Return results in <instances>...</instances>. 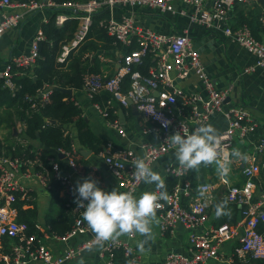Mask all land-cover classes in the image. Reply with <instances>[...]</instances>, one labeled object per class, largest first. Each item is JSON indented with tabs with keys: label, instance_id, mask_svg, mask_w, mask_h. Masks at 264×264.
I'll return each mask as SVG.
<instances>
[{
	"label": "built area",
	"instance_id": "obj_1",
	"mask_svg": "<svg viewBox=\"0 0 264 264\" xmlns=\"http://www.w3.org/2000/svg\"><path fill=\"white\" fill-rule=\"evenodd\" d=\"M179 3L187 9L176 8ZM260 4V22L264 28V0H86L85 3L65 2L60 6L53 1L14 2L0 0V35L7 29L17 27L26 12L44 10L51 7L71 9L78 14V27L73 39L63 46L58 58L63 63L70 50L76 48L86 37L91 26V17L104 8L115 7L146 8L161 13L178 14L188 17L190 22L215 28L225 37L232 39L240 48L251 54L255 61L244 69L250 73L264 67V30L255 36L246 25L234 27L230 23L229 13L236 4ZM66 16L57 15L55 24L60 26ZM105 25L107 35L120 43L126 51L120 64L112 76H85L83 90L92 99L101 92L110 94L108 106L116 103L120 107H134L143 117L152 123V127L144 129L145 134H154L157 143L141 142L137 152L133 147L113 150L111 144L106 152H101L103 162L111 172L119 191L132 192L134 195L142 182L133 173L134 162L144 158L151 167L153 163L175 149L167 142V138L175 132H182V127L189 133L206 125L215 114L222 115L228 123L227 129L220 135L218 152L220 162L230 160V152L237 142L249 147L244 154L246 160H237L240 173V184H231L223 178L225 194L221 200L236 205L238 218L232 224L209 227L208 209L214 203V187L200 184L197 193L190 196L186 206L181 203L182 186L176 184L168 193L169 199L160 201L163 207L157 215V226L162 235L172 233L178 226L187 231L186 253L169 252L156 264H255L264 261V191L261 189L260 173L264 169V138L254 140L259 122L241 106L225 107L230 96L231 87L216 89L205 71L200 55L193 49L192 40L184 33L161 34L151 29L137 26L129 15H122L119 20L100 21ZM44 39L39 28L31 41L28 54L13 58L0 70L2 88L13 93L16 85L12 80V69H30L38 58V44ZM135 39V42L133 41ZM136 48L129 50L132 43ZM149 55L153 64L146 75L138 67ZM194 75L199 81L204 95L198 92H185L175 85L176 80H186ZM128 79L127 88L123 85ZM50 91L44 89L39 93L40 103L48 101ZM131 103V106L129 105ZM36 104L31 109H36ZM98 114L107 121L110 129L123 136L124 130L115 119H107L106 108L95 104ZM167 125V126H165ZM16 133L23 137V126L19 122ZM32 151L29 152L31 154ZM67 159L69 167L76 171L73 155L62 150L55 151ZM48 165L56 181L69 192L75 187L69 182V176L61 175L55 157L48 160ZM38 167L39 170H36ZM168 173L181 179L185 173L179 167L171 168ZM35 178L38 183L49 189L48 171L41 164L29 157H11L0 152V243L9 241L8 251L0 253L2 264H68L75 260L82 249L88 247L84 241L77 246H68L61 253H52L44 241L35 233L28 232L26 223L17 221V195L25 198L30 190L22 183V179ZM260 181V182H259ZM189 187L186 184L187 188ZM203 189L201 197L199 190ZM156 190V189H155ZM188 196V194H187ZM85 203V202H84ZM86 204V203H85ZM84 209L73 208L77 216L74 227L65 236L51 235L55 240L68 241L77 236L90 233L87 223L82 222ZM35 229L42 231L40 225ZM136 233L123 235L118 239L106 242L102 247L99 264H144L135 251L133 240ZM229 245V246H228ZM120 254L124 262H118Z\"/></svg>",
	"mask_w": 264,
	"mask_h": 264
},
{
	"label": "crops",
	"instance_id": "obj_2",
	"mask_svg": "<svg viewBox=\"0 0 264 264\" xmlns=\"http://www.w3.org/2000/svg\"><path fill=\"white\" fill-rule=\"evenodd\" d=\"M13 1L23 2L21 0ZM39 1L46 2L47 0ZM253 5L260 6L259 3L248 4L246 6H249L248 8H253ZM175 6L176 8L187 9V12L191 11V8H187L179 3H176ZM236 6L237 4L229 13L231 24L234 23L235 15L242 7L240 5V7L235 9ZM55 9H60V11ZM55 11L57 15L61 14L66 17L76 15V13L71 9H62L60 7H51L44 10L26 12L17 27L9 28L2 35H0V70H2L4 66L13 58L22 54H28L31 41L37 30L47 22L48 18ZM99 14L102 18L101 21H108L110 19L119 20L122 15L126 14L131 16L135 24L141 28L151 29L161 34H186L192 40L193 49L200 55L205 71L209 74L214 87L216 89H222L226 86L231 87L230 96L225 107H243L249 111L254 119L259 122L264 133V67L257 68L250 73H244V69L254 63V57L240 48L232 39L225 37L221 31L215 28L210 29L203 25L192 23L189 18L185 16L171 13H161L159 11L146 8H104L99 12ZM133 41L135 42V39H133ZM112 45L113 48L111 50H102L93 55L99 63L101 75L112 76L119 67L121 56L126 51V48H124L120 43L117 45L114 43ZM175 85L182 88L185 92H198L204 95L202 86L194 75H190L186 80H176ZM71 95L74 97L76 104L81 108L83 117L87 121L90 129L104 144L101 146L100 152L98 154H94L91 150L79 145L74 127H68L73 140V158L76 164V171L69 167L67 159H65L62 155L60 157V154H55L53 151V158L55 157L58 161L60 174L69 176V182L74 187H76L77 181L82 183L85 178H89L99 181L98 186L104 191L110 192L114 189L118 190L115 180L111 172L105 166L100 153L107 151L106 147L108 144H111L113 150L133 147L137 152H139L138 144L141 142L156 144L157 139L154 134H145L143 132L144 129L151 128L152 123L138 112L137 114H134L131 107H120L114 103L113 106L115 105V107L118 108L116 112V120L124 130V135L120 136L116 131L110 129L107 125V121H105V119L98 114L94 107L95 104L92 103V99L83 89L78 91L72 90ZM121 108L124 109H122L124 114L123 124L119 122L118 118V113ZM206 125L213 126L221 135L227 129L228 123L222 115L215 114ZM28 143L32 146V149L41 147L39 142L35 140H30ZM233 150H239L243 155L246 153V151L244 152L243 146L237 142L234 143L231 152ZM231 152L229 162L225 163L229 168L228 174L226 176H221L216 170V172L212 175H205V179H207V181L212 180V177L215 176L216 179L213 184L207 182L201 183L210 184L214 187V203L219 198L221 199L226 192L225 186L222 182L223 178L229 185H238L242 182L240 179L239 168L237 166L238 159L231 156ZM84 163H86V167ZM177 167H179V165L175 160V150L163 156L151 166L152 170L159 173L164 180L167 175H170L168 170ZM85 168L87 169L86 172ZM184 176L185 173L181 179L178 180L177 178V183L182 186L181 188L183 189V193L181 194V203L183 206H186L189 203L190 198L197 193V188L200 184L197 185L195 191L193 192L190 183L184 180ZM260 181L261 183L263 182L262 175H260ZM21 183L35 194V224L40 225L42 229V231H40V237L52 253H61L66 247L80 245L93 236L90 232L89 234L77 236L73 239H69L68 241L53 239L46 231L44 225V215L49 207V190L42 187L35 178L22 179ZM186 184H188L189 187L185 188ZM155 189L156 187L154 184L147 185L142 182L137 189L135 196L138 198L142 193L146 191L154 192L156 191ZM65 193L66 191L61 189L59 196H63ZM189 195L191 196L190 198ZM214 203L208 209L209 227H218L222 224H232L230 221L233 217L235 218V221L237 220L238 208L235 207V214L224 216L223 218L227 219V221L217 225V204L214 206ZM33 207L27 204L22 205L23 210ZM158 213L159 211H157V215ZM156 220L151 225L154 239L145 246L146 250L143 253L139 251L137 245L144 239V237L139 233H136L135 239L133 240L135 251L140 256V259L144 264H156L164 259L165 255L169 252L186 253V229L178 226L172 233L162 235L159 232ZM8 243L9 241H2L0 243V253L8 251ZM101 252L102 247L94 248L93 251H89L87 247L82 249L79 256L68 264H99ZM120 259H123L122 256ZM0 264H2L1 261Z\"/></svg>",
	"mask_w": 264,
	"mask_h": 264
},
{
	"label": "trees",
	"instance_id": "obj_3",
	"mask_svg": "<svg viewBox=\"0 0 264 264\" xmlns=\"http://www.w3.org/2000/svg\"><path fill=\"white\" fill-rule=\"evenodd\" d=\"M25 2L38 0H21ZM55 4L65 2L85 3L86 0H52ZM234 18V27L246 24L256 36L258 32L264 30L260 22V6L253 5L248 8L244 4H237L235 9L240 7ZM59 10L60 9H55ZM57 11V12H59ZM56 11L48 18L47 22L41 26L44 39L38 44V58L34 66L30 69H12V80L16 85L13 93L2 88L0 81V110L4 109L9 112L17 122L23 126V137L16 132H11L9 138L2 140L0 138V152L5 155L9 154L13 157H29L31 160L38 162L43 166L49 174V207L44 215V225L46 231L50 235L65 236L74 227L77 216L73 213L75 207V192H69L59 181L53 177V172L48 165V160L53 157V151L62 150L74 156L73 140L68 127H74L77 135V141L80 146L91 150L94 154H98L101 146L104 144L90 129L87 121L83 117L81 108L76 104L74 97L64 94L62 89H71L78 91L83 89L84 78L87 75H101L99 63L93 57L99 51L111 50L112 44H118L113 38L109 37L106 32L105 25H100L102 20L99 13L92 15L91 26L83 41L74 49L70 50L68 56L63 63L58 62V58L62 52L63 46L68 44L74 37V33L78 27L77 15L69 16L64 20L61 26L55 24ZM136 48V44L132 43L129 50ZM153 64L152 58L147 55L141 65L135 67L146 75L149 67ZM128 79L125 80L123 88L126 89ZM48 89L50 95L46 103H40L39 93ZM110 94L101 92L92 96V103L106 108L107 119L113 121L117 119V107L108 106L107 101ZM36 104V109L31 106ZM120 108V107H119ZM123 109V108H121ZM124 110V109H123ZM15 126V125H14ZM254 140L264 138L263 129L260 127L256 130ZM30 140L38 141L40 148L32 149L29 145ZM244 152L249 147H244ZM32 151L31 154L29 152ZM86 167V163H84ZM39 170L38 167H35ZM217 170L215 164L208 167H201L199 171H186L184 180L190 183L195 191L198 184L207 182L214 183L215 176L212 180L205 179L206 174H214ZM87 169L85 168V172ZM260 175L263 177L261 189L264 191V169ZM178 180L172 175H167L165 183L167 192L169 193L177 184ZM61 189L66 191L63 196H59ZM35 194L32 191L27 192L22 200L17 195L15 208L17 209V221L26 223L28 232L35 233L40 237L34 225L36 220L35 211ZM223 197V196H222ZM21 200V201H20ZM220 198L214 203V206L222 202ZM87 204V201H85ZM27 204L34 206L27 210L22 209V205ZM235 205L228 203L230 215L235 214ZM221 216L217 220V225L224 223L227 219ZM233 217L230 223H233ZM119 263L124 262L120 259ZM118 258V256H117ZM255 264H264L256 262Z\"/></svg>",
	"mask_w": 264,
	"mask_h": 264
},
{
	"label": "clouds",
	"instance_id": "obj_4",
	"mask_svg": "<svg viewBox=\"0 0 264 264\" xmlns=\"http://www.w3.org/2000/svg\"><path fill=\"white\" fill-rule=\"evenodd\" d=\"M166 141L175 149V160L182 171H199L202 166L215 164L219 175L228 174V166L219 159L220 133L213 126L202 125L191 134L182 127V132H175ZM231 156L247 159L239 150H233ZM134 168V177L147 185L154 184L156 191H146L137 198L132 192L117 189L104 191L95 179L85 178L82 183L77 181L74 202L78 209H84L82 222L87 223L94 237L88 242L89 251L103 247L106 242L120 236L139 233L144 239L137 247L143 253L145 246L154 239L151 225L157 218V211L163 207L160 201L169 199L167 186L162 176L153 171L144 158H137ZM199 194L203 197V189L199 190ZM216 215L218 218L230 215L227 200L216 205Z\"/></svg>",
	"mask_w": 264,
	"mask_h": 264
},
{
	"label": "rangeland",
	"instance_id": "obj_5",
	"mask_svg": "<svg viewBox=\"0 0 264 264\" xmlns=\"http://www.w3.org/2000/svg\"><path fill=\"white\" fill-rule=\"evenodd\" d=\"M18 124L19 122L9 112L4 109L0 110V138L2 140L9 138L11 132L15 133Z\"/></svg>",
	"mask_w": 264,
	"mask_h": 264
},
{
	"label": "water",
	"instance_id": "obj_6",
	"mask_svg": "<svg viewBox=\"0 0 264 264\" xmlns=\"http://www.w3.org/2000/svg\"><path fill=\"white\" fill-rule=\"evenodd\" d=\"M64 94H66V95H69V96H71V94H72V90L71 89H62L61 90ZM129 105L131 106V103L129 102ZM132 108V110L134 111V114H137V111L134 109V107H131ZM118 118H119V122L121 123V124H123L124 123V114H123V111H122V109L119 111V113H118ZM60 157H61V155H60Z\"/></svg>",
	"mask_w": 264,
	"mask_h": 264
}]
</instances>
